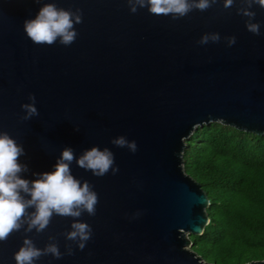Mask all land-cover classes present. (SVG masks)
I'll return each instance as SVG.
<instances>
[{"label": "water", "instance_id": "95a60500", "mask_svg": "<svg viewBox=\"0 0 264 264\" xmlns=\"http://www.w3.org/2000/svg\"><path fill=\"white\" fill-rule=\"evenodd\" d=\"M46 2L80 9L71 44L26 37L24 20ZM241 6L217 3L173 20L146 8L130 12L126 0H0V130L24 148L17 159L29 171L21 175L49 171L66 146L74 156L107 146L118 167L97 177L75 158L70 164L97 193L95 213L78 218L92 228L83 249L64 237L73 218L53 215L43 231L20 229L0 242V264H15L25 235L39 248L49 236L62 253L72 247L71 255H42L36 264H211L190 250L189 236L208 222V199L184 172L183 149L212 122L264 135V8L252 7L261 24L255 35ZM212 31L219 41L197 43ZM227 35L236 37L231 46ZM28 93L38 115L23 120ZM117 135L135 140L136 151L112 145Z\"/></svg>", "mask_w": 264, "mask_h": 264}, {"label": "clouds", "instance_id": "9594fccd", "mask_svg": "<svg viewBox=\"0 0 264 264\" xmlns=\"http://www.w3.org/2000/svg\"><path fill=\"white\" fill-rule=\"evenodd\" d=\"M40 3V0H36ZM129 11L135 13L137 8H146L149 13L163 14L175 20L184 17L193 9L204 11L219 3L223 8L231 7L235 0H126ZM241 7L237 13L247 17L244 21L247 31L259 35L261 24L255 21L253 5L264 8V0H239ZM79 8L66 9L58 7L55 2L42 3L35 15L23 22V31L27 38L35 44L51 45L58 43L64 46L71 44L77 31L75 24L81 22ZM221 39L218 32H204L197 40L198 44L217 42ZM227 46L236 42L234 35L223 37ZM28 102L21 103L23 110L21 119L29 120L38 115L35 106V96L28 93ZM78 130V129H77ZM110 143L117 147H126L135 152V140L127 139L124 135H117L110 139ZM24 155L22 144L11 137L6 131L0 130V242L7 239L13 231L23 229L25 233L35 230L43 231L53 215L67 216L70 220L69 230L64 233L66 241H71L77 249H83L92 234L91 225L78 219L83 213L93 215L96 211L97 193L92 186L80 178L74 177L70 164L75 158L78 167L90 171L94 176H103L111 170L118 171L114 153L107 146L101 148L92 145L74 156L71 147L60 150L54 164L49 171L33 172L34 179L21 175L29 171L27 164L18 161ZM29 209H31L29 211ZM49 243L43 248L36 247L28 236L22 238L20 246L12 254L15 264H36L42 255H51L59 259L63 254H72L71 245H65L62 253L55 238L49 236Z\"/></svg>", "mask_w": 264, "mask_h": 264}, {"label": "trees", "instance_id": "16d2710c", "mask_svg": "<svg viewBox=\"0 0 264 264\" xmlns=\"http://www.w3.org/2000/svg\"><path fill=\"white\" fill-rule=\"evenodd\" d=\"M183 170L205 192L207 224L190 250L211 264L264 260V135L217 122L185 140Z\"/></svg>", "mask_w": 264, "mask_h": 264}]
</instances>
